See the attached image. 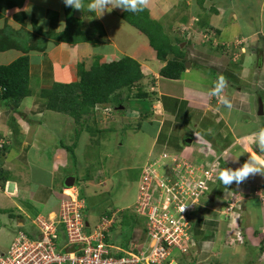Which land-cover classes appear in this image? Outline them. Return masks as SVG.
Instances as JSON below:
<instances>
[{"label": "crops", "instance_id": "crops-1", "mask_svg": "<svg viewBox=\"0 0 264 264\" xmlns=\"http://www.w3.org/2000/svg\"><path fill=\"white\" fill-rule=\"evenodd\" d=\"M16 2L20 8L11 6L0 11V41L6 35L10 40L12 32L14 39L11 47L8 41L0 51V66L24 55L29 62L30 94L19 101L0 100V138L10 143L0 156L4 171L0 176L4 183L3 188L0 185V215L12 229L31 233L35 217L51 216L59 209L68 175L60 183L63 167L56 163L54 146H63L59 137L65 132L52 131L62 126L70 128L73 118L49 109L41 92L55 84L75 82L80 64L86 72L97 61L103 64L123 57L137 61L142 74L137 87L151 103L147 121L143 122L151 141L144 152L139 134L131 149L136 157H144V163L152 152L165 155L161 173L173 165L172 160L205 166L217 159L220 172L224 168L236 170L249 159L264 160V152L254 143V134L264 130V0H145L143 10L162 27L166 41L180 53V57L170 53L163 61L156 58L148 39L124 20V14L133 12L109 7L101 14L90 10L94 0H83L82 9L73 10L78 21L75 29L82 31L85 39L71 44L46 36L60 35L66 27L67 6L62 0ZM19 12L22 21L15 19ZM48 13L56 16L51 19ZM253 21L259 27L253 26ZM27 47L31 49L26 53ZM169 60L184 63L178 79L159 75ZM221 77L226 81L221 96L210 95ZM34 79L40 83L38 92L32 87ZM221 97L228 98L232 107H225ZM55 136L57 139H52ZM49 140L56 144L51 146ZM208 198L200 214L190 217L195 247L170 259L177 264H230V258L237 256L239 261L262 264L264 175H251L240 185L234 182L224 186L219 181ZM231 200L235 209L224 215ZM239 231L243 243L234 239ZM139 237L136 233L130 241H141Z\"/></svg>", "mask_w": 264, "mask_h": 264}, {"label": "built area", "instance_id": "built-area-1", "mask_svg": "<svg viewBox=\"0 0 264 264\" xmlns=\"http://www.w3.org/2000/svg\"><path fill=\"white\" fill-rule=\"evenodd\" d=\"M95 111L107 114L101 107ZM5 144L0 139V150ZM172 161L168 175L160 174L159 162L145 164L141 172L137 212L146 220L145 244L132 242L126 250L106 244L104 233L113 218L103 216L99 224L87 220L85 200L75 191L63 195L56 214L33 219L35 233L17 232L0 251V264H177L172 252L184 254L193 245L188 216L217 182L220 164L217 159L205 166Z\"/></svg>", "mask_w": 264, "mask_h": 264}, {"label": "rangeland", "instance_id": "rangeland-1", "mask_svg": "<svg viewBox=\"0 0 264 264\" xmlns=\"http://www.w3.org/2000/svg\"><path fill=\"white\" fill-rule=\"evenodd\" d=\"M10 1L0 0V3ZM256 3L253 6L257 5ZM250 7H248L250 10L255 9L252 6ZM252 25L259 27L258 24L256 25V21H253ZM126 27H128V24ZM233 30L237 31L238 29L234 27ZM201 33H204V31ZM203 36L207 37V35ZM17 42L19 41L15 43ZM73 77L75 78V75ZM77 81H79V78L75 82ZM33 83H31L32 87L37 88L38 92L40 88L39 81L35 80ZM134 87L123 89L121 94L120 92L116 94V92V96H112L113 101L109 106L104 108L107 109V115H96L94 112L92 115H85L83 131L80 134L75 150L71 153L76 157L77 163L75 166L72 163L74 160L71 158L69 152L66 153V158H71L70 161L65 158L66 147H71L76 141L75 131L77 126L74 119L69 123L71 125L70 128L62 126L56 129L55 127L57 126L54 125L56 130L52 131L58 132L64 130V135L59 137V139L66 147L58 143L56 144L53 140H49L51 146L54 143L56 144H54V149L58 152H55L58 156L56 163L63 167L59 175V181L61 183L67 175L76 176L74 188L83 195V198L89 204L90 222L97 223L104 213L112 217L113 212L121 211L118 217L115 218L116 223L114 225L113 238L117 245L125 250V243L130 240L133 229H138V231L140 229L141 233L147 231L144 216H141L137 212L138 195L136 194L137 181L141 167L144 164V157H136L137 154H135V150L131 149V146L135 148L137 135L142 134L140 137L142 138L141 142L145 143L143 147L144 152L149 148L151 137L146 135L144 130L146 124L143 122L147 121L146 118H148L151 103L149 102L150 98L138 97V91L141 89ZM117 131H123V134H119ZM135 136L137 137L135 138ZM52 139H57V136L52 137ZM37 146L40 147V145ZM46 153L48 154V150H46ZM116 162L118 165H116ZM110 163L111 168L109 167ZM183 163L185 162L183 161ZM77 170L80 172V175L75 174ZM67 194L70 195L69 192ZM234 202V200H231L225 206L224 211L229 209L226 212L232 213L236 206ZM5 219L6 217L0 215V251L9 248L15 236L14 232L17 231L16 228L12 229L11 223L4 221ZM263 252L261 253L264 259ZM178 256H182V254L174 250L171 258L177 259ZM230 259H232L230 261L232 263L230 264H249L246 261H239L237 256ZM263 262L261 260L262 264Z\"/></svg>", "mask_w": 264, "mask_h": 264}, {"label": "trees", "instance_id": "trees-1", "mask_svg": "<svg viewBox=\"0 0 264 264\" xmlns=\"http://www.w3.org/2000/svg\"><path fill=\"white\" fill-rule=\"evenodd\" d=\"M16 1L17 0H11L6 3L1 2L0 11H5V9L11 6L20 8L19 2ZM54 16H56V14L48 13V17L51 19ZM20 17L23 18L21 12L15 15V19L22 21ZM65 17L66 27L63 33L57 36L47 33L46 36H51L57 41L71 44L83 42L85 34L79 29H75L78 28L75 27L78 21L74 18L73 8H65ZM123 18L148 39L149 46L158 60H165L170 53L175 57H180V53L177 49H173L170 43L166 41L162 32V27H160L158 23L151 21L145 10L139 11L136 14L126 13ZM12 36L13 32L10 36V40H8V35L1 37L0 51L6 48L8 41L9 46H12L14 42ZM30 49L31 48L27 47L24 52L27 53ZM28 67L29 62L27 55L20 56L9 65L0 66L1 101H19L21 98L30 94ZM78 68L80 70L78 74L79 81L69 84H55L51 90L41 92V96L48 100L47 106L49 109L70 115L74 119L75 125L77 126L75 131L76 141L71 147L65 146L73 159H75V155L71 153L75 150L80 134L83 131L85 115H92L95 107H100V105L109 106L113 101L112 96H116L119 92L121 94L123 89H129L133 86L138 88L137 85L142 79L139 64L129 57H123L103 64L97 61L93 63L90 70L86 72L84 71L83 65L80 64ZM183 70L184 63L169 60L160 70L159 75L168 79H178ZM139 92L140 90L138 93ZM139 96L142 98L143 94L139 93L138 97ZM117 132L123 134V131ZM4 154L5 149H2L0 151V156ZM3 173L4 171L0 168L1 177ZM0 185H3L1 178Z\"/></svg>", "mask_w": 264, "mask_h": 264}, {"label": "clouds", "instance_id": "clouds-1", "mask_svg": "<svg viewBox=\"0 0 264 264\" xmlns=\"http://www.w3.org/2000/svg\"><path fill=\"white\" fill-rule=\"evenodd\" d=\"M62 2L64 3L65 6L71 7L73 9H77V10H81L82 7H83V0H62ZM144 3H145V0H94V2L91 3V5H90V10L98 11L99 13L102 14L104 11H106L107 8L111 7V8H120V9H122L124 11H127V12L136 13V12H139V11H142L143 10ZM225 87H226V81H225V79L223 77H221V78H219V80L216 83L215 87L210 91L209 94L210 95H213V96H221V93L223 92V90H224ZM221 103L225 107H227V108H231L232 107L231 102L226 97H221ZM100 107L103 110L106 106L100 105ZM94 113L96 115H101V114L102 115H107V114H103L102 112H96L95 109H94ZM108 115H109V113H108ZM254 135H255V141H254V143H255L256 147L258 148V150L260 152H264V130H260L257 133H255ZM0 139H5V138H0ZM5 140L7 141V144H5L3 146V149H5V152H6L7 149H8V147L10 146V143H9V140L8 139H5ZM144 145H145V143H144ZM163 156H164L163 154H158V153L152 152L151 155L149 156V158L147 159V161L142 165L141 170H140V175H139L138 181H137L138 182L137 183V193H136L137 195L139 193V181H140V178H141L140 176H141V172H142L143 167L145 166V164L151 163V162H159V164L162 166V164L164 163V161L167 159V157L166 158H163ZM75 159H76V157H75ZM109 167L111 168V165ZM170 168H171V166L167 167L166 170H165V172L164 173H161L160 172V174H163V175L170 174L171 173ZM257 174L264 175V160H261L258 157H257V159H249L247 162H245L241 167H239L236 170H233V169H230V168H224L220 172V174L217 177V179L224 186L232 185L234 182H235L236 185H240L247 178H249L251 175H257ZM67 177H69V176H67ZM75 177H74V179H75ZM74 184H75V180H74ZM7 185L8 184H5V188H4L5 191L7 190ZM216 186H217V182L214 185H212L210 187L209 191L207 192V194L204 197H202V200L200 202V205L197 207L196 212L193 213V214H190L188 216V221H189V235H190V237H191V234H190V224H191L190 217L192 215H196V214L199 215L200 214L201 210L203 208H205L204 203H206V202L209 201L208 196L214 193V189L216 188ZM3 187H4V183L2 185V188ZM70 191H72V192H70ZM75 191H76L77 195L80 198L84 199L83 198V195H81V193L78 190H76V188H74V186L71 187V188H66L63 191L61 197H63V195H65L66 192H69L70 194H73ZM203 199H205V200H203ZM203 201H204V203H202ZM85 205H86V210H87L86 211L87 212L86 215H87V217L89 219L90 207H89V204H88V202L86 200H85ZM185 208H186V206H181L180 211L183 212ZM120 212L121 211L113 212L112 217L108 216L105 213H104L103 216H106V217H108L110 219L113 218V222L110 224L109 228L104 233L105 234V243L108 244V245H111V246H117L119 248H122L121 246H118L115 243V239L113 238V233H112L113 230H114V225L116 223L115 218L118 217V215H119ZM99 222H100V219L98 220L97 223H95V222H92V223L99 224ZM32 225H33V223H32ZM33 228H34V226H33ZM17 232H19V231H17ZM31 233H35V229ZM136 233H139L140 234V237L139 238L142 239L141 241H137V246L139 247L143 243L144 244L146 243V238H147L146 235L147 234H146V232H142L141 233L140 229H139V231H138V229H133L132 232H131V238H130V240H132V237ZM27 234H30V233H27ZM191 239H192V237H191ZM234 239H237V241H240L241 243H243L244 242V239H243V233H242V231H239L235 235ZM130 240L127 243H125L126 249H127V247H129V246L132 245V242L133 241H130ZM192 242H193V245L190 247V249L187 252H189L190 250H192L195 247V242H194L193 239H192ZM118 254H120V253H118ZM184 254H186V253H184Z\"/></svg>", "mask_w": 264, "mask_h": 264}, {"label": "water", "instance_id": "water-1", "mask_svg": "<svg viewBox=\"0 0 264 264\" xmlns=\"http://www.w3.org/2000/svg\"><path fill=\"white\" fill-rule=\"evenodd\" d=\"M261 105L259 106V110H261ZM259 115H262V112L259 114ZM74 177H72V176H69V177H67L66 179H65V181H64V186L66 187V188H71V187H73L74 186ZM211 199H212V197H211Z\"/></svg>", "mask_w": 264, "mask_h": 264}, {"label": "bare ground", "instance_id": "bare-ground-1", "mask_svg": "<svg viewBox=\"0 0 264 264\" xmlns=\"http://www.w3.org/2000/svg\"><path fill=\"white\" fill-rule=\"evenodd\" d=\"M219 169H220V166H219ZM219 173H220V170H219V172H218V174H217V177H218V175H219ZM219 183V180L217 179V184ZM223 214L224 215H229L230 213H228V212H226V211H223ZM262 243H261V245H260V250L262 249V251H264L263 249H264V246H263V239H262V241H261ZM264 253V252H263Z\"/></svg>", "mask_w": 264, "mask_h": 264}]
</instances>
